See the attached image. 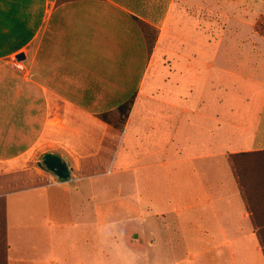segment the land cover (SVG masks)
<instances>
[{"label": "crops", "instance_id": "1", "mask_svg": "<svg viewBox=\"0 0 264 264\" xmlns=\"http://www.w3.org/2000/svg\"><path fill=\"white\" fill-rule=\"evenodd\" d=\"M236 2L227 0L226 8ZM187 4L0 0V197L7 264H104L86 247L88 206L77 199L83 182L133 173L131 195L143 171V193L151 194L143 205L152 215L127 221L132 225L125 229L118 264H264L229 161L231 154L264 149L261 73L256 132L233 125L228 99L240 82L242 105L249 106V81L261 63L220 58L217 21L202 27ZM228 19L234 27L233 11ZM144 25L155 33L150 39ZM175 39L183 57L176 70L163 71L168 84L161 94L150 93L155 54L173 50ZM18 54L25 59L17 60ZM131 99L122 129L98 117ZM46 152L70 164L69 180L39 167ZM159 180L167 192L154 202Z\"/></svg>", "mask_w": 264, "mask_h": 264}, {"label": "rangeland", "instance_id": "2", "mask_svg": "<svg viewBox=\"0 0 264 264\" xmlns=\"http://www.w3.org/2000/svg\"><path fill=\"white\" fill-rule=\"evenodd\" d=\"M192 1L188 0L187 7L192 13L199 16L202 27L205 25V22L210 19L216 20L218 23V37L221 38L222 36L220 58H227L232 61H236L240 57L243 59L250 58L251 63H261V71L259 72L255 69L252 73V75L255 76V79H250L249 81L250 94L244 99L246 100L245 104H249V106L243 107L242 105L243 99L241 94H238L240 91L237 90L240 82L233 83V91H231V93H233L232 97H228L230 101L232 100L231 103L233 106L231 112L233 118L231 119V122L234 126H246L247 131L250 129L251 132H249L251 135L252 131L256 132L254 126L256 124V118L260 112L257 109L258 105L256 103L258 100L257 92L259 88L256 77L259 76L260 73L261 81L264 82V0H231L237 1L238 3L236 2L227 8V0ZM165 4L166 0H163V5ZM176 5L177 2L175 8ZM209 8L210 11H212L211 13H209ZM213 10H215L216 13H214ZM230 11L234 12V27L233 20H230L228 24V17L231 15ZM241 21L245 23L241 24ZM174 36L177 37V33H175ZM237 41L239 42V45L232 46V42ZM175 44L173 50H157L155 54L157 63L155 64L154 72V78L157 79L153 81L155 85L150 93H156V95L161 94L163 85L165 86L168 84V81H163V71L166 72L167 69L169 71L176 70L175 62L183 57L184 50L181 45L179 46L178 39H175ZM242 44L247 45L246 48L250 47V50H248L250 55H247L245 49L241 47ZM210 81L211 79L206 83L208 89H210ZM218 87L219 89H222L224 86L218 85ZM261 87L264 88V86ZM240 88L241 87H239V89ZM223 99H225L224 96L219 97L220 102ZM235 130H237V128H235ZM41 157L39 158V162L42 161ZM131 174L133 175V173L128 172H116L112 175L99 174L96 175V177L94 176L91 180L85 179L83 182L85 187L80 190L81 193L77 199H82L84 206H88L86 214L87 221H89L87 227L89 242L86 247H89V252L96 262L100 260L104 264H118V258L116 255L119 251L126 248L123 241L125 229L128 230V224L132 225L131 222L127 221L136 219L138 216H147V218H149L152 215L151 210L143 205V203H146L151 197L150 193H143L146 190V184L144 181L145 172L143 171L142 173H139V175L143 174V177L138 176V180H140V183L138 184L140 187L137 189L138 192L134 189L132 190V194L129 195L130 192H128V186L130 185V180L133 179V177L131 178ZM94 182H96L95 185ZM92 185L94 186L92 187ZM158 186L159 188H154V193L152 194L154 202L159 201L167 192V188H160V180ZM141 188L143 190L142 203L139 202V195L142 194L140 192ZM182 200H189V197H182ZM52 209L54 211L53 207ZM55 212L56 211L53 213ZM134 233L135 231H132L131 233L130 231L128 232L129 236ZM158 243L161 244L160 241ZM182 243L183 242L180 241L174 242L175 245ZM5 247L4 200L3 197H0V264H7ZM66 247L67 246L65 245L63 246V248ZM127 264H129V262H127Z\"/></svg>", "mask_w": 264, "mask_h": 264}, {"label": "trees", "instance_id": "3", "mask_svg": "<svg viewBox=\"0 0 264 264\" xmlns=\"http://www.w3.org/2000/svg\"><path fill=\"white\" fill-rule=\"evenodd\" d=\"M143 31L148 39L155 34L146 25L143 26ZM132 102V99L126 101L115 110L102 113L98 117L115 128L122 129L127 121ZM229 161L235 171L253 226L264 249V149L231 154Z\"/></svg>", "mask_w": 264, "mask_h": 264}, {"label": "water", "instance_id": "4", "mask_svg": "<svg viewBox=\"0 0 264 264\" xmlns=\"http://www.w3.org/2000/svg\"><path fill=\"white\" fill-rule=\"evenodd\" d=\"M17 60L21 61L25 59L24 54H18ZM39 167L43 170L52 173L60 180H69L72 177V171L70 164L64 160L60 155L53 152H46L42 156V161L39 163Z\"/></svg>", "mask_w": 264, "mask_h": 264}]
</instances>
